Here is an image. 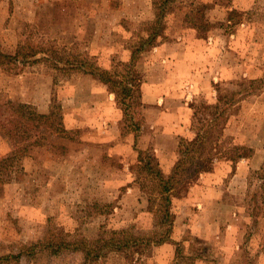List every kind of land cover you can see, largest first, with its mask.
I'll list each match as a JSON object with an SVG mask.
<instances>
[{
	"label": "rangeland",
	"instance_id": "1",
	"mask_svg": "<svg viewBox=\"0 0 264 264\" xmlns=\"http://www.w3.org/2000/svg\"><path fill=\"white\" fill-rule=\"evenodd\" d=\"M154 19L153 0H0V48L52 44L70 60L122 71ZM163 28L136 60L141 103L126 115L89 74L61 73L45 59L0 68V156L19 148L8 134L16 110L54 109L71 137L41 125L25 143L23 169L0 181V255L61 237L153 232L157 216L140 186L138 150L153 151L169 173L180 137L193 135L192 103L214 102L221 86L244 90L225 134L251 157L217 162L174 198L172 238L181 253L167 242L105 253L95 264H264V0H174ZM9 262L85 264V255L38 251Z\"/></svg>",
	"mask_w": 264,
	"mask_h": 264
},
{
	"label": "trees",
	"instance_id": "2",
	"mask_svg": "<svg viewBox=\"0 0 264 264\" xmlns=\"http://www.w3.org/2000/svg\"><path fill=\"white\" fill-rule=\"evenodd\" d=\"M174 0H153L155 19L148 27V34L144 41L133 49L131 61L125 65L124 70H108L88 63L85 59H68L57 47L52 44H22L20 43L14 53H6L0 48V68L10 69L19 64H35L41 59L48 60L50 67L67 74L81 72L89 74L102 84H105L123 114L141 103V80L136 66V60L147 48L158 44L163 34V19ZM244 82L241 83V86ZM217 97L214 102L200 99L192 103V136H181L176 150V160L169 173H165L158 158L151 150H138L137 165L139 168L140 186L148 198L149 208L157 216L156 228L145 235H133L127 230L123 234H113L88 240L83 237L71 240L61 237L59 241H37L31 245H24L18 254L0 255V264H9L11 258L19 260L23 255L35 258L38 251L59 253L63 249L82 251L85 255V264H95L105 253L112 251L123 253L143 252V249L152 248L167 242L177 244V251L181 253L182 243L172 238L175 214L172 210L174 198L177 194L188 192L190 186L197 181L201 174L212 172L217 162L225 160L233 163L243 158H250L252 149L238 144L233 137L225 134L235 106L241 100L239 97L244 90H231L217 86ZM18 119L10 118L12 127L8 134L13 144L19 148L5 156H0V181L10 180L22 169L21 157L28 145L25 143L32 139V132L38 131L41 125L47 126V132L60 137L71 138L66 129L63 118L57 115L56 110L41 115H29L15 111ZM26 121L23 123V120ZM31 122V123H29ZM38 122V123H36ZM29 123V124H28ZM6 121H0V129ZM138 130L139 124H133ZM137 134H135L136 138ZM14 137V138H13ZM34 145L40 142L33 140ZM43 144V143H42ZM8 262V263H7Z\"/></svg>",
	"mask_w": 264,
	"mask_h": 264
},
{
	"label": "crops",
	"instance_id": "3",
	"mask_svg": "<svg viewBox=\"0 0 264 264\" xmlns=\"http://www.w3.org/2000/svg\"><path fill=\"white\" fill-rule=\"evenodd\" d=\"M10 26H11V25H10ZM10 26H9V27H10ZM205 174H209V173H205ZM201 177H204V174H202V176H201ZM193 189H194V188H193Z\"/></svg>",
	"mask_w": 264,
	"mask_h": 264
}]
</instances>
